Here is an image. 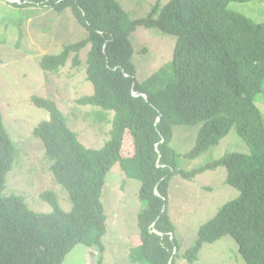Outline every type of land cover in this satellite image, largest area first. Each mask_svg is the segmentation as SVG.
Here are the masks:
<instances>
[{
  "label": "trees",
  "instance_id": "16d2710c",
  "mask_svg": "<svg viewBox=\"0 0 264 264\" xmlns=\"http://www.w3.org/2000/svg\"><path fill=\"white\" fill-rule=\"evenodd\" d=\"M250 1L171 0L163 6L157 0L147 17L130 20L117 0H32L58 12L71 8L89 33L59 54L43 56L41 69L58 73L72 55L78 67L80 53L90 47L86 75L94 92L77 103L99 108L95 113L102 122L109 112L114 116L110 140L95 150L80 141L55 101L32 97L36 107L49 113L34 134L72 203L66 212L58 195L45 190L40 198L52 212L40 213L22 196L4 193L16 147L0 110V264H64L77 245L104 251L108 215L101 198L116 167L126 179L141 181L139 197L145 207L138 214L140 242L131 253L135 261L193 263L205 244L229 235L246 264H264V115L257 105L264 91V23L229 9L232 2ZM140 27L176 39L173 75L165 84L162 72L142 83L136 78L131 35ZM176 125H201L193 149L185 154L190 159L219 145L233 129L251 153H231L180 170L181 155L171 147ZM219 167L226 168V184L239 195L199 228L196 244L180 256L168 211L171 179L180 175L190 181Z\"/></svg>",
  "mask_w": 264,
  "mask_h": 264
},
{
  "label": "rangeland",
  "instance_id": "374dc122",
  "mask_svg": "<svg viewBox=\"0 0 264 264\" xmlns=\"http://www.w3.org/2000/svg\"><path fill=\"white\" fill-rule=\"evenodd\" d=\"M117 1L130 20L147 17L157 2ZM170 1L161 0V4L166 6ZM12 2L0 0V110L4 126L16 147L14 164L7 176L4 193L22 196L29 208L36 212L50 213L51 205L40 198L43 191L50 190L58 195L62 209L69 212L72 203L68 192L55 180L51 171L53 162L47 157L43 142L34 134L35 128L49 119V113L36 107L32 103V97L55 101L66 116L68 126L77 133L80 141L95 150L103 148L110 140V122L114 114L109 112L102 122L95 113L99 108L77 103L79 98L91 96L94 92L86 75L90 47L80 53L81 62L78 67L73 66V55L58 73L51 74L40 67L43 56L59 54L65 46L88 37L87 29L74 16L71 8L58 12L54 8L38 7L34 3L16 6ZM229 9L255 22L264 23V0L232 2ZM131 40L135 49L133 59L137 66L138 82L142 83L162 72V83H167L173 75L175 37L158 29L140 27L132 33ZM257 105L264 115V91L257 97ZM200 127L201 125H176L173 128L171 147L181 155L178 159L180 170H192L231 153H251L250 147L233 129L219 145L212 146L202 156L196 159L186 157L185 154L195 145ZM125 152L128 153V150ZM121 175L117 167L109 173L103 191L104 197L110 184L114 183L117 195L120 194V202L117 205L118 213L116 208H113V212L121 222L125 217L124 239L118 240L114 232L105 237L109 243L107 250L111 260L109 262L106 254V264H146L135 261L131 255L132 249L140 242L138 212L142 205L145 207L139 197L141 181L137 178L122 180ZM226 177L225 167L206 172L190 181L174 175L168 211L175 225L180 256L196 244L200 226L212 219L225 203L239 195L236 188L225 183ZM178 179H181L182 185ZM207 186L211 190L203 189ZM116 191L113 188L108 190L106 204L116 201ZM94 249L77 245L66 257L64 264H99L103 258L101 255L94 256ZM179 264L246 263L235 239L227 235L215 243L205 244L195 262L189 263L181 259Z\"/></svg>",
  "mask_w": 264,
  "mask_h": 264
},
{
  "label": "crops",
  "instance_id": "0c3cea01",
  "mask_svg": "<svg viewBox=\"0 0 264 264\" xmlns=\"http://www.w3.org/2000/svg\"><path fill=\"white\" fill-rule=\"evenodd\" d=\"M121 179L122 180H125L124 179V176L123 175H121ZM179 180V182H180V185H182V181H181V179H178ZM110 188H113L115 191H116V189H115V185H114V183H111L110 184V186L108 187V190L110 189ZM204 188H207L208 190H211V188H208V186L207 187H203V189ZM108 190H106V192H105V194H104V197H103V200H104V204H106V194H107V192H108ZM117 191H116V197H117V199H116V201H114V202H111L110 203V201L108 202V204H106L105 205V207H106V212H107V215H108V220H107V225H108V233L106 234V236L105 237H107L108 235H111V233H115L116 235H117V239L118 240H123L124 239V233H123V230H124V223H125V217H123V222H121L120 221V218H119V216L118 215H115L114 214V212H113V208H116V213H118V211H117V205H118V203L120 202V194L119 195H117ZM113 199V198H112ZM141 211V210H140ZM139 211V212H140ZM129 212V211H128ZM128 212L126 213V215L125 216H127V214H128ZM138 212V213H139ZM104 244H105V250L104 251H102L101 252V257L103 258L102 259V262H101V264H106V262H107V255H108V258H109V262H111V260H110V256H109V251L107 250V248H108V246H109V243L106 241V238L104 239ZM95 252V251H94ZM94 252H93V255H94ZM107 254V255H106ZM118 259V258H117Z\"/></svg>",
  "mask_w": 264,
  "mask_h": 264
},
{
  "label": "clouds",
  "instance_id": "9594fccd",
  "mask_svg": "<svg viewBox=\"0 0 264 264\" xmlns=\"http://www.w3.org/2000/svg\"><path fill=\"white\" fill-rule=\"evenodd\" d=\"M10 1H13L12 3H18V4H20V5H22V4H25V3H23V2H21V0H10ZM26 3H33L32 1H27ZM42 6V5H41ZM49 8H51L52 9V7H49ZM204 174V173H203ZM202 175V174H201ZM174 177V176H173ZM173 177H172V179H173ZM124 179H126L125 177H124ZM172 179H171V181H172ZM185 180V179H184ZM187 181H189V180H187ZM225 183H226V181H225ZM170 187H171V182H170ZM170 187H169V192H170ZM168 198H169V194H168ZM102 202L104 203V200H103V193H102ZM139 214V213H138ZM215 217V216H214ZM202 226V225H201ZM200 226V227H201ZM105 238V237H104ZM217 242V241H216ZM103 244H104V239H103ZM104 247H105V244H104ZM204 247V246H203ZM203 249V248H202ZM201 249V250H202ZM74 250V249H73ZM95 252H94V256H99V255H101V252L102 251H97V250H94ZM184 255V254H183ZM101 258V257H100ZM183 261H185L186 259H182ZM187 261V260H186ZM188 262V261H187ZM99 264H101V263H99Z\"/></svg>",
  "mask_w": 264,
  "mask_h": 264
},
{
  "label": "water",
  "instance_id": "95a60500",
  "mask_svg": "<svg viewBox=\"0 0 264 264\" xmlns=\"http://www.w3.org/2000/svg\"><path fill=\"white\" fill-rule=\"evenodd\" d=\"M165 209V208H164ZM173 260V257L171 258V261Z\"/></svg>",
  "mask_w": 264,
  "mask_h": 264
}]
</instances>
